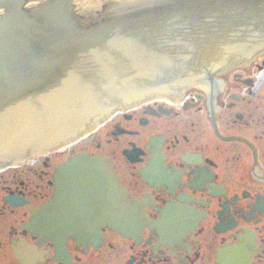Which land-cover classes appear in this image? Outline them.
Listing matches in <instances>:
<instances>
[{
	"label": "flooded vegetation",
	"instance_id": "1",
	"mask_svg": "<svg viewBox=\"0 0 264 264\" xmlns=\"http://www.w3.org/2000/svg\"><path fill=\"white\" fill-rule=\"evenodd\" d=\"M234 37L251 40L213 39ZM200 42L179 53L196 61H181L193 85L117 109L78 143L0 178V264H264V53L240 63L247 50L223 53L213 40L216 59ZM83 154L110 165L111 206L100 181L70 188L60 171ZM121 198L128 221L102 222L121 216Z\"/></svg>",
	"mask_w": 264,
	"mask_h": 264
},
{
	"label": "water",
	"instance_id": "2",
	"mask_svg": "<svg viewBox=\"0 0 264 264\" xmlns=\"http://www.w3.org/2000/svg\"><path fill=\"white\" fill-rule=\"evenodd\" d=\"M237 8L241 14L235 17ZM212 13L219 15L212 22L224 26L197 30ZM236 25L249 26L239 32ZM244 32L251 39L246 43L238 37L233 43L228 38L212 40L221 41L223 53L244 51L252 39L264 35V0H0V170L82 136L114 100L129 107L165 92L146 87L155 79L174 83L169 94L175 96L193 85L195 75L186 73L180 81L176 75L182 60L195 61L180 57V49L174 48L180 44L155 42L158 50L145 49V56L154 58L147 60L141 50L135 52L140 45L136 42L146 40L140 37L165 41ZM216 51L220 49L205 50L217 59ZM252 52L243 53L240 63ZM187 67L183 65L182 72ZM216 67H224L220 59ZM66 131L70 134L58 139ZM60 171L70 188L86 189L100 181L107 207L111 198L120 199L107 160L83 154L69 159ZM122 198L116 200L121 216L107 214L102 222L114 226L128 221ZM43 222V235L53 238V222Z\"/></svg>",
	"mask_w": 264,
	"mask_h": 264
},
{
	"label": "rangeland",
	"instance_id": "3",
	"mask_svg": "<svg viewBox=\"0 0 264 264\" xmlns=\"http://www.w3.org/2000/svg\"><path fill=\"white\" fill-rule=\"evenodd\" d=\"M29 159H31V158H29ZM13 167H16V166H13ZM13 167H10L8 169H5V170L1 171L0 172V178L1 177L7 178L6 176H8L9 174H12L14 172V170H15Z\"/></svg>",
	"mask_w": 264,
	"mask_h": 264
},
{
	"label": "bare ground",
	"instance_id": "4",
	"mask_svg": "<svg viewBox=\"0 0 264 264\" xmlns=\"http://www.w3.org/2000/svg\"><path fill=\"white\" fill-rule=\"evenodd\" d=\"M131 107V106H130ZM79 138V137H78ZM77 139V138H76ZM27 160V159H26ZM26 160H23V161H21V162H18V163H16V164H14V165H11V166H16V165H20V164H22V163H24ZM0 171H2V170H0Z\"/></svg>",
	"mask_w": 264,
	"mask_h": 264
}]
</instances>
